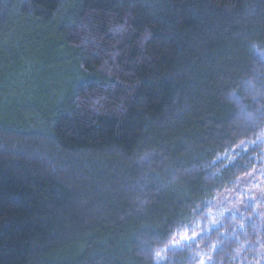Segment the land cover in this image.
Returning a JSON list of instances; mask_svg holds the SVG:
<instances>
[{
	"label": "trees",
	"instance_id": "trees-1",
	"mask_svg": "<svg viewBox=\"0 0 264 264\" xmlns=\"http://www.w3.org/2000/svg\"><path fill=\"white\" fill-rule=\"evenodd\" d=\"M0 264H264V0H0Z\"/></svg>",
	"mask_w": 264,
	"mask_h": 264
}]
</instances>
